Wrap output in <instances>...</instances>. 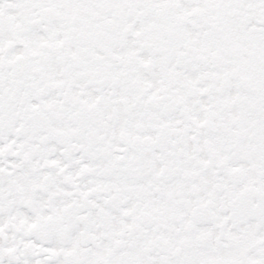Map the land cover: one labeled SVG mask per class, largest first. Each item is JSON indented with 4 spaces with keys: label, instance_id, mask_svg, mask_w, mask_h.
Listing matches in <instances>:
<instances>
[{
    "label": "snow or ice",
    "instance_id": "snow-or-ice-1",
    "mask_svg": "<svg viewBox=\"0 0 264 264\" xmlns=\"http://www.w3.org/2000/svg\"><path fill=\"white\" fill-rule=\"evenodd\" d=\"M0 264H264V0H0Z\"/></svg>",
    "mask_w": 264,
    "mask_h": 264
}]
</instances>
